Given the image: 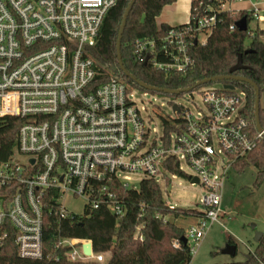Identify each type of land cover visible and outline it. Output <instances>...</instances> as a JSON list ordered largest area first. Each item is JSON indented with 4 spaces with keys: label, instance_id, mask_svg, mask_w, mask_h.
Returning <instances> with one entry per match:
<instances>
[{
    "label": "built area",
    "instance_id": "obj_1",
    "mask_svg": "<svg viewBox=\"0 0 264 264\" xmlns=\"http://www.w3.org/2000/svg\"><path fill=\"white\" fill-rule=\"evenodd\" d=\"M220 1L225 7L233 0ZM116 4L117 0H0V118L25 120L18 146L0 162V244L13 230L21 257L43 255L47 194L56 200L62 218L104 204L121 217L126 206L112 190L114 184L137 189L140 181L133 183L128 172L160 184L169 174L177 175L167 167L171 160L179 161L181 170L184 160L195 174L191 179L197 177L207 189L202 198L205 217L185 228L188 243L196 242L208 223L222 215L220 154L229 158L227 166H234L237 157L250 153L264 136V125L262 130L252 128L245 111L246 91L234 85L206 90V112L193 114L178 104L174 117L182 123L148 144L150 119L134 101L135 89L119 76L94 83L100 68L89 48ZM189 21L170 28L159 40H138L137 61L151 62L166 73H186L193 65L191 40L204 42L200 34L212 29L217 16L204 14ZM157 53L169 61H158ZM68 198H81L83 212L71 211ZM173 244L179 246L178 241ZM57 246L70 247V260L102 263L107 255L95 253L91 240L60 237ZM190 247L195 253V246Z\"/></svg>",
    "mask_w": 264,
    "mask_h": 264
},
{
    "label": "trees",
    "instance_id": "obj_2",
    "mask_svg": "<svg viewBox=\"0 0 264 264\" xmlns=\"http://www.w3.org/2000/svg\"><path fill=\"white\" fill-rule=\"evenodd\" d=\"M130 1L117 0L116 6L109 11L104 20L96 44L89 48V55L100 68L94 83L98 85L112 76H119L129 89L160 92L141 87L122 72L119 65L117 38L124 12ZM176 1L136 0L134 3L122 38L124 65L132 75L157 87L174 89L192 87L197 81L206 77L228 74L230 67L237 62L239 54H242L243 63L248 69L240 71V74L253 79L260 86L264 85V42L260 40L258 31L253 30L249 24L246 31L239 30L235 25L243 16H247L250 23L252 14L244 10L236 12L224 8L220 0L191 1L189 23H194L197 16L212 13L216 14L217 22L206 33L207 38L204 42L191 40L190 54L193 65L186 73H166L155 69L151 62L137 61L138 40L144 38L159 40L170 28L188 25L187 22L178 25L157 23V17L163 8ZM231 25H235L234 28H231ZM248 49L251 51L245 52ZM156 59L169 61L167 56L161 53H157ZM224 83H231L246 91L245 111L254 128L256 126L254 87L240 81H224ZM262 93L264 92L261 89L260 97ZM24 122V119L16 116L0 118V162L9 159L18 146V133ZM162 122L164 134L168 136L177 129V124L182 123V120L178 117L162 116ZM261 123L264 125L262 116ZM250 165L257 168L254 187L259 188L264 182V136L250 153L237 157L234 163L239 172H243ZM167 167L173 174L188 177L179 168V161L171 160ZM112 190L125 203L126 213L121 217L113 214L104 204L95 209H86L81 215L62 218L57 211L56 200L51 199L50 194H47L43 197L45 207L42 257L39 259L21 257L14 242L15 232L12 230L6 240L0 244V264H190L193 254L190 244L182 240L185 228L178 223V219L189 215L204 218V211L198 212L167 205L161 185L153 178H143L137 189H125L116 182ZM60 237L91 240L95 253L107 254L105 261L98 263L93 260L68 259L66 253L70 247H58L57 242ZM173 241H178L179 246H175ZM213 264H264V232L254 249L245 253L244 260Z\"/></svg>",
    "mask_w": 264,
    "mask_h": 264
},
{
    "label": "rangeland",
    "instance_id": "obj_3",
    "mask_svg": "<svg viewBox=\"0 0 264 264\" xmlns=\"http://www.w3.org/2000/svg\"><path fill=\"white\" fill-rule=\"evenodd\" d=\"M235 4H239L236 2ZM242 3L240 5H244ZM173 8H166L163 15L157 19L158 23L172 22ZM207 34L202 32L200 39L205 40ZM223 81H215L201 86H195L191 90H185L179 94H163L160 92L135 89L133 99L145 119L149 122L151 133L148 144L154 139L160 141L164 133L162 116L174 118L173 104L177 103L182 108L190 110L193 114L198 111H207L203 97L206 90L222 89ZM188 88L180 87L178 89ZM239 90V89H238ZM262 107L261 116L264 117V93L260 98ZM217 147V146H216ZM229 158L220 154L218 172L223 173L222 187V215L219 221L208 223L209 228H204V235L196 242L190 240V246H195L190 264H213L224 262L242 261L245 253L256 245L255 236L257 232L264 231V190L257 191L254 182L257 175V168L250 165L239 172L235 166H227ZM182 170L188 177L171 174L166 181H161V189L167 205L187 210L203 212L202 198L207 189L201 183H192L193 170L181 160ZM224 168H223V167ZM133 183H138L144 176L139 172H128ZM69 209L76 213L83 212L84 201L81 198H68L66 201ZM202 218L200 216H184L178 219V223L184 228L191 225H198ZM228 238L237 245V252L234 255L222 252Z\"/></svg>",
    "mask_w": 264,
    "mask_h": 264
},
{
    "label": "water",
    "instance_id": "obj_4",
    "mask_svg": "<svg viewBox=\"0 0 264 264\" xmlns=\"http://www.w3.org/2000/svg\"><path fill=\"white\" fill-rule=\"evenodd\" d=\"M135 2H136V0H131L127 6V8L124 12L123 18H122V22L120 24L118 38H117V54H118L119 65H120L122 72H124L126 75L130 76L141 87H143L147 90L160 91V92H164L167 94H179L185 90H191L195 86H200L202 84L212 83L215 81H223V82L224 81H240V82L249 83L255 89L254 111H255L256 127L258 128V130H262L263 126L261 123V106H260V98L261 97H260V93H261V89L264 90V88L261 87L260 85H258L257 82L254 81L253 79H251V78H249L243 74H239V71L248 69V67L246 65H244V63H243L242 54H239L237 62L232 67H230L228 74L206 77L202 80L197 81L195 86L183 88V89L182 88L181 89H178V88L174 89V88H166V87H157V86L148 84L142 80L137 79L134 75H132L127 70V68L124 65V61H123V57H122V38H123V34L125 31V27L127 24L129 14H130ZM248 24H249V20H248L247 16L241 17L235 23L237 28L241 31H246L248 29ZM195 42H197V40ZM250 51L251 50L248 49L245 52H250ZM224 87L229 88V89H233L234 85L231 83H225ZM179 110H180V107L178 106V104H176V103L173 104V111L175 112V111H179ZM198 181L199 180L197 177H193V179H192L193 183H198ZM262 234H263V232H257L256 236H255V240L258 241ZM182 240L184 241V243H188V239L185 236L182 237ZM236 248H237L236 244L228 242L226 244V246L224 247V249L222 250V252L225 254L234 255V254H236ZM87 251L90 253V248H88Z\"/></svg>",
    "mask_w": 264,
    "mask_h": 264
},
{
    "label": "crops",
    "instance_id": "obj_5",
    "mask_svg": "<svg viewBox=\"0 0 264 264\" xmlns=\"http://www.w3.org/2000/svg\"><path fill=\"white\" fill-rule=\"evenodd\" d=\"M191 1L192 0H177L173 4L166 5L163 8L161 14L157 17V19L163 15V11L166 8H173L175 15L170 18L171 20H168L172 22H162V23H167L169 25H178L188 22L190 20ZM236 2H239V4H235ZM242 3L245 4L240 5ZM224 8H228L236 12L242 10L250 12L252 14V20L250 21L249 26L253 30L258 31L260 40L264 42V0H233L227 3ZM259 190L260 191L264 190V182L259 188H257V191ZM230 240H232V238H228L227 242H230ZM230 243L236 244L234 241ZM252 249H254V247ZM236 252H237V248H236Z\"/></svg>",
    "mask_w": 264,
    "mask_h": 264
},
{
    "label": "bare ground",
    "instance_id": "obj_6",
    "mask_svg": "<svg viewBox=\"0 0 264 264\" xmlns=\"http://www.w3.org/2000/svg\"><path fill=\"white\" fill-rule=\"evenodd\" d=\"M89 244L86 243V247H88Z\"/></svg>",
    "mask_w": 264,
    "mask_h": 264
}]
</instances>
